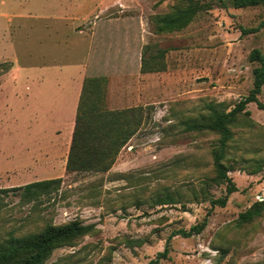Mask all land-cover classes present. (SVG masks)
Here are the masks:
<instances>
[{"label": "rangeland", "instance_id": "obj_1", "mask_svg": "<svg viewBox=\"0 0 264 264\" xmlns=\"http://www.w3.org/2000/svg\"><path fill=\"white\" fill-rule=\"evenodd\" d=\"M180 4L0 0V22L8 28L2 38L7 41L23 39L27 32L43 36L56 18L69 16L71 29L92 42L85 76L97 78L90 82L97 90L92 101L103 110L141 107L143 115L108 170L67 173L71 135H55L54 163L42 172L31 164L19 165L35 151L33 142L29 135L25 141L21 135H3L12 118L0 106V188L61 178L57 186L29 198L18 191L0 192V242L9 235L34 233L47 223L77 219L92 224V230L72 245L55 248L44 264H145L163 249L171 232L188 229L208 211L203 230L172 235L168 257L157 264H264V210L250 222H237L240 211L264 198V108L247 103L248 113L231 124L223 163L232 165L227 174L236 190L224 206L210 208L208 202V197L225 193V183L212 180L217 134L188 131L184 124L206 116L209 105L229 110L248 93L256 63L247 56L252 48L264 49V29L242 33L241 28L264 22V5L235 8L229 0L224 7L212 1L185 27L156 32L155 16ZM17 24L33 30L21 28L18 37ZM145 45L149 48L144 51ZM158 49L163 55L157 66L142 71L143 51L149 59ZM8 63L0 60V69ZM66 80L49 84L57 102ZM258 99L264 104V84ZM66 121L61 126L67 127ZM39 146L34 158L46 152Z\"/></svg>", "mask_w": 264, "mask_h": 264}, {"label": "trees", "instance_id": "obj_2", "mask_svg": "<svg viewBox=\"0 0 264 264\" xmlns=\"http://www.w3.org/2000/svg\"><path fill=\"white\" fill-rule=\"evenodd\" d=\"M182 4L171 11L156 15L154 26L156 32L179 30L185 27L201 11L211 8L212 1L225 6V0H181ZM232 7L264 5V0H229ZM264 29V22L256 27L241 28L242 33ZM149 45H145L148 49ZM141 56V70L149 71L158 64L157 58L163 55L158 49L151 58ZM250 62H255L252 68V85L248 93L239 99L229 110L216 109L209 105L210 112L199 116L198 120L185 122V129L191 131H211L217 134V144L212 149V165L214 169L213 181L225 183V193L218 197H208L210 208L224 206L228 194L236 190V186L227 172L232 165H225L223 159L226 153V144L232 137L231 124L239 114H247L246 104L254 102L259 108L264 104L258 99V94L264 84V49L252 48L247 56ZM151 65V66H150ZM10 67L8 63L0 69V73ZM97 78L84 77L75 109L71 141L65 163V170L69 172L94 171L103 172L109 169L121 146L138 130L142 122V108L103 110L92 100L97 96L95 84L90 87L91 81ZM260 166V165H259ZM256 167L254 170H256ZM61 182L60 177L34 180L22 185L0 188V192L18 191L21 197L29 198L39 192H44ZM167 196H169L167 194ZM168 202L170 199H164ZM264 210V198L253 201L246 209L237 215L238 223L250 222ZM207 211L204 217L189 226L188 229H177L171 232L165 240L164 247L157 251L153 258L145 264H157L168 257L169 239L174 234L187 237L200 233L207 223ZM92 224H83L77 219L60 224L47 223L40 230L22 236L9 235L0 242V264H44L52 251L60 246L72 245L74 241L92 230Z\"/></svg>", "mask_w": 264, "mask_h": 264}, {"label": "crops", "instance_id": "obj_3", "mask_svg": "<svg viewBox=\"0 0 264 264\" xmlns=\"http://www.w3.org/2000/svg\"><path fill=\"white\" fill-rule=\"evenodd\" d=\"M2 15L0 11V18ZM67 18L70 17L56 18L43 36L35 37L27 32L23 39L15 41L3 40L8 28L0 22V60L10 64L5 72L0 73V106L5 107L12 118L3 135H21L23 141L28 140L29 135L35 151L31 152L28 161L19 160V165L31 164L42 172H49L54 163L55 135L72 133L81 84L91 54L89 35L83 33L81 36L72 30ZM26 26L29 31L33 30L32 25H16L18 37L21 28ZM59 63H65L63 68ZM64 77L67 80L57 102L51 97L49 84L62 81ZM66 118L67 127L66 124L61 126V121ZM70 141L71 136L68 145ZM39 145H43L46 152L34 158Z\"/></svg>", "mask_w": 264, "mask_h": 264}]
</instances>
